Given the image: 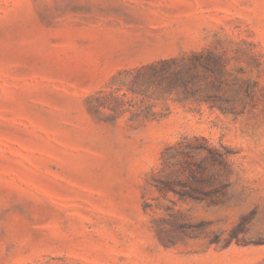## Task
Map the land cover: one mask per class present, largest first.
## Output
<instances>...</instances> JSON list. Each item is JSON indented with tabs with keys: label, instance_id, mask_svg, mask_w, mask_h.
<instances>
[{
	"label": "rangeland",
	"instance_id": "obj_1",
	"mask_svg": "<svg viewBox=\"0 0 264 264\" xmlns=\"http://www.w3.org/2000/svg\"><path fill=\"white\" fill-rule=\"evenodd\" d=\"M201 51L214 101L90 102ZM0 264H264V0H0Z\"/></svg>",
	"mask_w": 264,
	"mask_h": 264
},
{
	"label": "trees",
	"instance_id": "obj_2",
	"mask_svg": "<svg viewBox=\"0 0 264 264\" xmlns=\"http://www.w3.org/2000/svg\"><path fill=\"white\" fill-rule=\"evenodd\" d=\"M225 67L221 57L210 51L192 52L189 55L161 60L118 73L110 84V91L97 94L90 102H96L100 107L116 114L130 112L134 122L153 121L160 117L156 108L166 95L181 92L187 101H214L215 96H211L210 88L204 89L203 86L217 85L220 82L219 75ZM210 77L208 82L206 79ZM120 92L122 95H118ZM218 109L223 113L228 112L221 106ZM199 149L206 150L213 156L210 148ZM189 171L190 179L197 181L191 170ZM156 183L160 191L172 192L180 198L200 200V195H203L202 186L180 185L181 180L165 179Z\"/></svg>",
	"mask_w": 264,
	"mask_h": 264
}]
</instances>
